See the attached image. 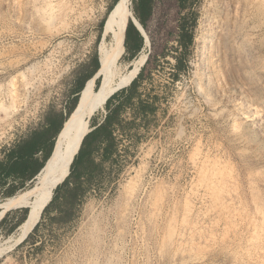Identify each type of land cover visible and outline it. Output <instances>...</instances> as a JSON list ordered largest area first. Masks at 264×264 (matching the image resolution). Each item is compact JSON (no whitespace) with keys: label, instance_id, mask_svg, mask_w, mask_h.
<instances>
[{"label":"rangeland","instance_id":"rangeland-1","mask_svg":"<svg viewBox=\"0 0 264 264\" xmlns=\"http://www.w3.org/2000/svg\"><path fill=\"white\" fill-rule=\"evenodd\" d=\"M113 1L0 0V165L66 115L73 72L98 50ZM249 3L187 0L182 8L155 0L149 47L138 55L147 61L134 79L154 111L136 118L127 106L114 129L115 153L93 154L99 170L83 177L69 215L58 220L62 199L52 198L12 248L6 242L28 209L20 201L38 176L0 187V204L14 200L0 209V264H264V11L255 4L238 28ZM226 13L237 22L224 29ZM253 23L261 28L250 29ZM117 28L124 67L132 61ZM240 35L256 42L241 54ZM130 86L111 97V109ZM107 113L105 106L90 127ZM45 154L35 155V165Z\"/></svg>","mask_w":264,"mask_h":264},{"label":"trees","instance_id":"trees-1","mask_svg":"<svg viewBox=\"0 0 264 264\" xmlns=\"http://www.w3.org/2000/svg\"><path fill=\"white\" fill-rule=\"evenodd\" d=\"M175 1H177L182 8H185L187 0ZM118 2L119 0L113 1V4H111L108 9L106 17L101 22V32L99 38L102 37L104 26L109 14L112 12ZM154 3L155 0H133V16L142 26L149 40L150 37L146 29L148 27V21L153 15ZM120 24H122L121 44L123 47H125L126 51L128 52L129 60L133 61L144 49L145 38L139 32L137 27L133 24V22L131 21V17L125 12H121L120 18H118L116 21V25L118 27ZM180 29L182 32L181 39H183L185 38V27L183 25H180ZM180 45H184L183 40L180 41ZM178 68L180 69L181 67L179 66ZM99 70V55L98 50H95L89 57L88 61H86L84 64H81L73 72V92L66 115L62 116L59 122H48L46 128L44 129L43 135L34 133L28 140L22 141L12 150L11 154L13 155V157H8L6 162L1 163L0 165V187H5L7 185V181L10 179L19 178L21 180L27 179L31 181L39 175L40 171L44 168L45 164L50 159L53 153L57 137L62 131L65 122L69 119V117L77 108L81 92L85 88L87 82L93 79L99 72ZM96 82L98 88L100 86L101 79H97ZM137 83V80H134L129 89H126L122 92H125L127 95L115 108L111 109V98L107 101L106 109L108 113L105 117V120L101 124L97 123L92 125V128L95 129L92 130L84 138L79 153L75 157L71 168L69 169V171H67L70 172L68 178L62 185L58 186L57 189L54 191L55 197H53L52 203H55L56 201L59 202L60 198L62 199V202L58 204L57 208L58 220L65 219L69 215L68 205L70 203H73L74 199H76L80 195L83 185V177L87 176L88 179H91L99 170V165L95 162L93 154L103 149L104 157L109 158L115 153L114 129L122 124V120L120 119L122 111L126 110V107L129 106L130 108H133L134 116L136 118L138 116L145 117L147 114H149V112L154 111L153 104H149L148 102L142 101L140 99ZM136 98L138 99V104L137 106H134V100ZM90 138L93 139L92 143L80 167L77 165L78 161L85 152L87 141ZM43 150L46 151L43 161L39 165H35V155ZM10 186L11 184L9 185V188ZM62 190H64L63 195L60 194ZM11 193H13V191L8 193V195H10ZM28 213L29 210L25 209V216L21 221V224L27 219Z\"/></svg>","mask_w":264,"mask_h":264},{"label":"bare ground","instance_id":"bare-ground-1","mask_svg":"<svg viewBox=\"0 0 264 264\" xmlns=\"http://www.w3.org/2000/svg\"><path fill=\"white\" fill-rule=\"evenodd\" d=\"M132 1L133 0H120L109 15L103 30V39L100 41L101 43L98 47V55L100 59V70L98 75H96L92 82L81 93L77 108L65 122L62 131L57 137L50 159L47 161L43 170L40 171L37 177L36 187L20 201V204L23 207L28 208L29 213L27 219L18 227L15 235L7 240L6 245L9 246L8 248L16 247L21 244L39 223L44 209L52 201L54 191L57 189L64 175L71 168L75 157L79 153L82 141L92 131V127H90L92 118L99 111L105 113L107 101L117 91L130 86L145 65L147 55H140V57L124 67L120 65V32L116 26V20L121 12H127L132 15L130 10ZM249 2V5L242 9V13L240 14L241 20L238 22L235 18L232 19L229 13L225 14L223 23L224 29L225 25L227 29L228 26H231L230 24L235 25L236 22L238 23L237 27L241 29L240 24L242 23V19L245 18V16H250L251 14L253 15L254 11L257 9L255 4L259 3L258 7L264 11V0H249ZM131 19H133L134 23L138 27L137 29H140L142 36L146 38L145 48H148L149 39L146 34H144L142 26L133 17V15L131 16ZM259 28H261V26L259 27L255 23H253L250 27V29L254 30ZM237 39L240 45L239 54H241L242 49L246 48L249 50L251 49L252 44L256 43L253 42L251 36H249L248 40H246V38L242 35H240ZM225 44L227 45V42ZM117 78H119L118 81ZM96 79H101V83L98 90L93 92L92 84ZM12 205H14V200L9 199L7 203L0 204V209H4Z\"/></svg>","mask_w":264,"mask_h":264},{"label":"crops","instance_id":"crops-1","mask_svg":"<svg viewBox=\"0 0 264 264\" xmlns=\"http://www.w3.org/2000/svg\"><path fill=\"white\" fill-rule=\"evenodd\" d=\"M125 13H126L127 15H129L130 17L132 16L131 14H129V13H127V12H125ZM120 16H121V14H120ZM120 16H119L118 18H120ZM119 27H120V30H122V29H121L122 24H120ZM144 34H146L145 31H144ZM146 36H147V35H146ZM125 38H126V36H125ZM124 43H125V42H124ZM124 48H125V47H124ZM125 54L129 55L128 52L126 51V49H125ZM94 78H95V77H94ZM94 78H93V79H94Z\"/></svg>","mask_w":264,"mask_h":264},{"label":"water","instance_id":"water-1","mask_svg":"<svg viewBox=\"0 0 264 264\" xmlns=\"http://www.w3.org/2000/svg\"><path fill=\"white\" fill-rule=\"evenodd\" d=\"M120 1V0H119ZM119 3V2H118ZM131 21L133 22V24L136 26V24L134 23V21H133V19H131ZM137 27V26H136ZM138 28V27H137ZM139 30V32H140V29H138ZM141 33V32H140ZM99 61H100V59H99ZM96 75H98V73L96 74ZM96 77V76H95ZM95 128H92V130H94ZM82 143H83V141H82ZM81 146H82V144H81ZM80 149H81V147H80ZM43 170V169H42ZM41 170V171H42ZM66 180V179H65ZM65 180H64V182H65Z\"/></svg>","mask_w":264,"mask_h":264}]
</instances>
